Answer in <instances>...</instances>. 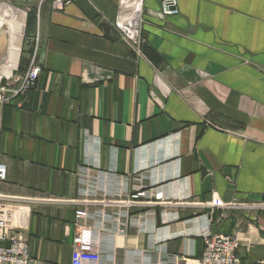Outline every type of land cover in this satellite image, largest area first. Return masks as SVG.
<instances>
[{"label": "crops", "instance_id": "0c3cea01", "mask_svg": "<svg viewBox=\"0 0 264 264\" xmlns=\"http://www.w3.org/2000/svg\"><path fill=\"white\" fill-rule=\"evenodd\" d=\"M161 2H144L138 57L113 25L118 0H0V85L33 53L42 68L0 105V215L31 264H71L83 209L100 264H128L130 246L150 264H198L208 231L264 264V0H178L165 18ZM86 167L100 187L147 195L128 210L85 200ZM213 194L235 206L212 213Z\"/></svg>", "mask_w": 264, "mask_h": 264}, {"label": "built area", "instance_id": "2783aa9c", "mask_svg": "<svg viewBox=\"0 0 264 264\" xmlns=\"http://www.w3.org/2000/svg\"><path fill=\"white\" fill-rule=\"evenodd\" d=\"M144 2L145 0H118L117 15L113 22L114 27L122 38L127 40L138 57L143 54V23H144ZM54 9L62 10L72 4V0H52ZM178 0H162L160 16L171 17L179 14ZM36 53H33L31 62L25 72L13 76L0 85V105L9 103L13 98L25 94L37 84L41 73V66L36 64ZM93 170L86 167L81 174V190L85 200L98 194H103L110 198L119 200L120 204L128 210L135 205L136 200L147 195V192L138 191L129 193L127 190L112 191L106 185L100 187L95 181L97 176ZM6 179V167L0 165V180ZM122 184L121 179L119 180ZM235 206L233 203L225 202L220 196L213 194L209 203L211 212L217 208ZM97 216L90 214L87 209L79 210L75 214L74 226L75 234L73 238V250L71 264H100L104 256L96 247L97 238L93 234L92 227L88 225V220ZM104 220L114 221L120 224L115 216L111 214H101ZM9 215H0V264H31L29 240L18 232H12L8 227ZM212 214L210 222H212ZM126 225V224H125ZM9 241L7 245L1 242ZM204 250L198 264H242L237 250L240 246L238 235H225L208 231L203 235Z\"/></svg>", "mask_w": 264, "mask_h": 264}, {"label": "clouds", "instance_id": "9594fccd", "mask_svg": "<svg viewBox=\"0 0 264 264\" xmlns=\"http://www.w3.org/2000/svg\"><path fill=\"white\" fill-rule=\"evenodd\" d=\"M117 247H119L117 245ZM132 249V258L128 261V264H150L149 259L141 254V251L136 246H130Z\"/></svg>", "mask_w": 264, "mask_h": 264}, {"label": "trees", "instance_id": "16d2710c", "mask_svg": "<svg viewBox=\"0 0 264 264\" xmlns=\"http://www.w3.org/2000/svg\"><path fill=\"white\" fill-rule=\"evenodd\" d=\"M32 21V12L29 13V19H28V24L30 25ZM28 33H30V29L28 30Z\"/></svg>", "mask_w": 264, "mask_h": 264}, {"label": "water", "instance_id": "95a60500", "mask_svg": "<svg viewBox=\"0 0 264 264\" xmlns=\"http://www.w3.org/2000/svg\"><path fill=\"white\" fill-rule=\"evenodd\" d=\"M226 172L230 173V169H227V171H226Z\"/></svg>", "mask_w": 264, "mask_h": 264}]
</instances>
